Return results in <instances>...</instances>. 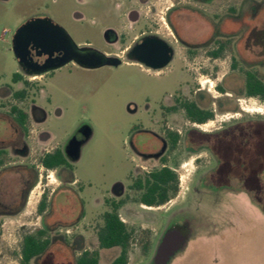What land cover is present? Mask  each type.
<instances>
[{"label":"rangeland","instance_id":"obj_1","mask_svg":"<svg viewBox=\"0 0 264 264\" xmlns=\"http://www.w3.org/2000/svg\"><path fill=\"white\" fill-rule=\"evenodd\" d=\"M152 1L164 11L172 4L171 0ZM97 6V0H0V85L12 84V77L19 70L12 49L13 36L33 18L48 17L77 44L90 41L105 49L101 36L95 32L100 26L93 23L100 22ZM235 6H240L242 12L238 68L233 71L235 62L230 54L213 61L205 50L192 64L193 100L214 117L202 127H193L179 113L177 125L172 126L183 136L177 165L173 166L179 177V193L160 207L141 205L143 192L131 186H125L126 193L121 198L111 191L118 182H126L133 170V132L139 133L138 128L156 130L148 121H140L139 115L129 114L127 104L134 101L144 108L147 98L160 99L164 89L170 91V79L150 77L130 67H105L93 72L66 67L38 83L34 79L30 86H21L28 88L29 96L36 97L50 113L46 129L53 135L55 145L65 146L82 128L89 129L91 136L74 164L73 173L78 180L74 186L59 191V179L50 172L49 186L34 189L24 215L2 224L0 264H20L24 237L39 230L47 231L52 244L33 264H76L84 248L98 249L96 235L112 202H125L120 217L135 232L129 264H153L165 230L170 225L178 229L177 225L184 223L190 226L194 238L170 264H264V168L260 164L246 174L241 171L237 177L224 176L230 186H223L226 182L216 168L215 154L198 146L204 134L234 131L242 126L240 122L264 119V102L243 96L241 73L253 70L264 76V0H224L227 15L228 8ZM194 23L192 27L200 35L208 36L205 22ZM183 57L179 52L178 62ZM180 87L184 89V85ZM38 90L43 95L41 99ZM7 92L8 89L3 90L2 96ZM0 101L19 102L11 96ZM57 111H61L60 117ZM189 134L195 150L187 148ZM141 136L147 139L148 134ZM243 136L240 131L236 135ZM237 150L250 149L239 144ZM143 166L145 172L157 168L154 163ZM55 191L57 197H53ZM43 194L47 207L53 206L54 216L46 221L38 212ZM80 212L85 218L78 222ZM99 252L102 264L110 263L117 254L115 250Z\"/></svg>","mask_w":264,"mask_h":264},{"label":"flooded vegetation","instance_id":"obj_2","mask_svg":"<svg viewBox=\"0 0 264 264\" xmlns=\"http://www.w3.org/2000/svg\"><path fill=\"white\" fill-rule=\"evenodd\" d=\"M97 1L100 6L95 8L96 17L100 22L94 20L93 23L100 26L95 32L101 36L105 49L96 47L90 41L77 44L62 26L48 17L25 22L13 36L12 49L19 70L14 73L12 84L0 85V100L11 96L19 102L0 101V236L3 223L24 215L34 189L37 186H49L50 172L59 179L58 186L63 188H60L61 192L77 183L73 173L74 164L80 159L81 148L91 136L89 129L82 128L65 146L55 145L53 135L46 129L50 113L43 103L36 101V97L29 96L28 88L21 86H30L34 79L38 83L66 67L85 72L105 67H130L138 68L150 77L170 79V91L164 89L160 99L147 98L144 108L134 101L127 104L129 114L139 115L140 121H148L150 125L156 126V130L138 128L139 133L133 132L130 144L135 154L132 159L133 170L126 182H118L111 191L113 196L121 198L126 193L125 186L140 191L138 186H147V181L154 174L166 171L167 175L170 171L177 175L173 166L177 165L178 147L183 136L172 126L177 125L179 113L183 116L181 119L187 120L193 127H202L210 121H202L204 114L196 119L191 114L194 104L209 112L193 100L192 64L200 52L205 50V54L213 61L222 60L230 54L232 62H237L242 39L240 6L232 10L228 8L227 15L224 0H171V6L165 11L152 0ZM197 21L209 26L208 36L200 35L201 32L192 27ZM19 31L23 35L20 44L24 41L28 44L22 64L15 53ZM179 52L184 54L180 62ZM182 85L184 89H181ZM5 89L8 92L3 97ZM38 91L41 99L43 95ZM201 91L198 89L199 93ZM57 116H61V111H57ZM141 133L148 134L147 139ZM237 139L220 134H204L202 144L198 145L215 154L216 168L222 174V180L224 176L237 177L235 175L241 171L246 174L258 167L257 151H238L239 144H242ZM193 143V136L189 134L187 148L195 150ZM48 163H52V167ZM147 163H154L157 168L145 172L143 165ZM260 164L264 168V162ZM229 183H223V186H230ZM173 185L171 181L169 186ZM57 195L55 191L53 197ZM45 199L43 194L38 207L43 221L54 216L51 213L53 206L49 208L46 205V209L40 212L41 204L46 203ZM114 203L110 204L108 212L112 211ZM124 203L116 204H122L121 210ZM77 216L78 222L85 218L84 212ZM177 227L174 229L170 225L165 230L155 250L153 264L167 235H173L174 249L165 264H170L193 240L188 224ZM85 251L91 250L84 248L79 256Z\"/></svg>","mask_w":264,"mask_h":264},{"label":"trees","instance_id":"obj_3","mask_svg":"<svg viewBox=\"0 0 264 264\" xmlns=\"http://www.w3.org/2000/svg\"><path fill=\"white\" fill-rule=\"evenodd\" d=\"M237 62L233 64V70H237ZM244 78L243 96L247 98H257L264 102V76L257 71L242 70ZM223 92H225L222 89ZM194 119L204 114L202 121L211 120L214 117L212 112H205L196 104L191 112ZM241 123V122H240ZM234 131H222L219 134L236 137L240 131L244 136L237 140L243 144V149H254L258 153V165L264 162V119L256 118L249 120ZM233 140V139H232ZM52 163H48L52 167ZM168 171V170H167ZM166 172V171H165ZM154 174L153 178L147 181V186H138L139 190H144L140 203L149 207H160L165 205L179 193V178L173 172L168 171ZM173 181L174 185L169 186ZM122 204L114 203L112 211L106 212L103 216V226L97 232V243L99 250L118 249L119 254L108 264H129V252L132 246L134 230L121 219L119 210ZM46 209V203L40 206V212ZM47 231L39 230L35 234H28L23 239L22 260L20 264H33V260L44 255L52 244ZM85 251L76 259V264H102L99 250Z\"/></svg>","mask_w":264,"mask_h":264},{"label":"water","instance_id":"obj_4","mask_svg":"<svg viewBox=\"0 0 264 264\" xmlns=\"http://www.w3.org/2000/svg\"><path fill=\"white\" fill-rule=\"evenodd\" d=\"M23 39V35H22V31L18 32V44L15 46V53L17 55L18 60L20 61V63H24L25 62V50L27 48V42L24 41L23 43L20 44V41ZM173 235L169 234L165 237V239L163 240L158 253L155 257V261L154 264H165L170 256V253L172 252V250L174 249V244H173Z\"/></svg>","mask_w":264,"mask_h":264},{"label":"crops","instance_id":"obj_5","mask_svg":"<svg viewBox=\"0 0 264 264\" xmlns=\"http://www.w3.org/2000/svg\"><path fill=\"white\" fill-rule=\"evenodd\" d=\"M97 248H98V243H97ZM110 250H115V251H117V252H116V253H117L116 256L119 254V250H118V249H110ZM101 251L103 252V251H107V250H101ZM115 258H116V257H115Z\"/></svg>","mask_w":264,"mask_h":264}]
</instances>
